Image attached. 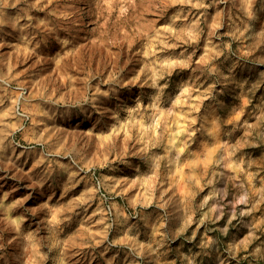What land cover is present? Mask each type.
I'll use <instances>...</instances> for the list:
<instances>
[{
  "label": "rangeland",
  "instance_id": "rangeland-1",
  "mask_svg": "<svg viewBox=\"0 0 264 264\" xmlns=\"http://www.w3.org/2000/svg\"><path fill=\"white\" fill-rule=\"evenodd\" d=\"M0 264H264V0H0Z\"/></svg>",
  "mask_w": 264,
  "mask_h": 264
},
{
  "label": "bare ground",
  "instance_id": "bare-ground-1",
  "mask_svg": "<svg viewBox=\"0 0 264 264\" xmlns=\"http://www.w3.org/2000/svg\"><path fill=\"white\" fill-rule=\"evenodd\" d=\"M164 18V16L163 15H161L159 18H157L156 20H160V19H163ZM108 37H111V38H113L114 40H112L111 42L112 43H115V39H116V37H117V34L115 33V34H113V33H110V32H105V33H102L101 34V36L99 37L101 40H103V44H107L108 42H107V38ZM139 37V36H138ZM141 37V36H140ZM135 38H137V35L135 36ZM92 50H93V47H90ZM118 48H119V50L120 51H122L121 49H122V42H121V44L120 45H118ZM123 52V51H122Z\"/></svg>",
  "mask_w": 264,
  "mask_h": 264
}]
</instances>
